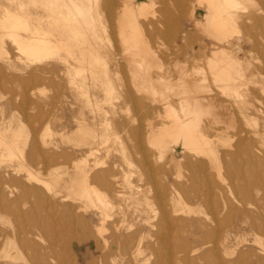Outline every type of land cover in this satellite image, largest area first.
Returning a JSON list of instances; mask_svg holds the SVG:
<instances>
[{
    "label": "bare ground",
    "instance_id": "6f19581e",
    "mask_svg": "<svg viewBox=\"0 0 264 264\" xmlns=\"http://www.w3.org/2000/svg\"><path fill=\"white\" fill-rule=\"evenodd\" d=\"M30 1L31 4H36L39 10L38 29L26 40H21L18 35L13 36L12 30L18 29L14 25L22 21L24 17L23 15L15 16L12 12L6 10L0 21V50L3 53L2 50L5 46L3 37L9 36L12 38L10 43H14L18 52L23 49L25 56L39 55L40 58L37 61H41V58H46V54H50L54 65L49 68L41 65L37 71V80L42 84L48 78L47 75L52 79L57 78L58 75L60 76L57 68L58 65H62L64 73L61 75L65 78V85L61 87L62 83L58 82L59 87H56V94L52 99V103L60 109H63L62 103L66 102L68 96L86 97L85 102L82 101L84 107H86V119L82 113L76 118L72 117V122L77 128L73 135L79 137L86 133V172L82 174L83 179L79 182H77L75 175L71 177L68 181L69 186L66 187V195L59 196V192L56 190V182L50 184L47 180L42 179L41 171L38 175L31 172L29 163L31 155L22 154L17 144L18 141L15 140L17 136L12 132L9 143H5L0 137V159L8 158V162L18 161V166L14 171L16 174L23 172L24 182L19 179L5 180L1 177L0 197L2 196V187L8 183L19 188L24 194L30 191L39 202L40 209L52 208L58 203L86 199L91 203L90 207L98 211L96 216L100 218V223L95 231L98 236H102L105 231L103 228L106 217L103 212L105 207L102 211V208H99L95 201L100 205L102 203L106 204L109 203L110 197L108 195L106 197L104 194L103 199H101L102 196L97 194L96 189L93 187L94 184L103 187L106 194H112L113 197L114 194H118L121 200L125 201L124 194L120 195L115 190L121 187V183L116 180V175H125V173L128 174L133 170L143 175H149L158 170L163 173L162 177H164L165 183H167V177L170 179L167 187L170 191L163 195L162 199L166 201V205L172 203L181 205L183 204V197L179 189L182 187L192 188L195 185L207 186L210 183L208 177L210 173L214 174L218 182L225 186L228 181L233 179L243 178V182H245L244 173H249L252 168L264 164V158L260 164L252 161V157L255 155L264 156V120L261 126L256 129L257 122L253 121L255 117L251 119L250 115H246V112L244 113L242 110L243 113H239L241 114V120L247 126L252 123V126H248L252 128L248 130L246 126V128H237L233 138H228V136L226 138L222 134L223 131L220 132L218 129L219 125H222L224 117V114L221 113L222 109L220 110L221 105L218 101L220 106L218 107L215 100L209 97L212 94L211 85L218 95L229 97L230 101L233 100V98H230L233 95L240 99L242 95L240 93L239 96V93H237L238 85L233 84L237 83L239 79L240 81L246 79L244 88L247 86L245 91L239 90V92H244L242 98L245 99L242 100V104L241 99L238 101L242 108L245 107L243 104H246L245 108H247L253 100L256 102L255 95L257 91L264 92V0H172L174 5H179L181 8L182 6L187 7V12L193 20L192 27L195 33L202 34L208 41H201L194 55L200 57L207 48L211 50L210 59L206 61L207 63L205 62L208 77L204 71L200 70L203 74L200 73L202 75H200L201 80L198 79V83L203 85L199 86L196 83L194 87L195 83L188 82L189 79L193 78L191 77L192 72L189 74V71L186 73H181L182 70L181 72L178 71L183 76L179 74L182 77L178 76L180 78L176 79L177 81L173 84L169 79L171 83L168 82V85L163 83V77L160 76L164 70L163 62L165 61L162 62L159 55L160 45H164L161 44V38H166L168 43H174L175 41L174 34L156 31L157 28L162 27V22L158 19L160 15L157 12L159 11L158 6L164 4V0H142L140 2L137 0ZM244 1H248L252 5L250 7H253L245 15V11L242 13V10L245 9L242 8ZM254 2L260 6L254 4ZM154 6L158 7V11H155L159 15L156 22H152L150 21L152 19L148 20L147 18V15L152 14L151 11ZM255 6L256 8H254ZM19 8L21 10L22 6L19 5ZM238 10L242 12H238ZM197 11L203 14L196 16ZM166 19L164 18V21ZM175 21H171L173 25H170L172 27L176 24ZM24 29L27 30L28 27L26 26ZM163 30L161 28V31ZM185 35V33L181 35V41L183 42H185V39L187 40ZM166 39H163V41ZM192 40L193 43L194 40ZM230 49L235 50L236 55L245 58L246 62L244 63L242 60L244 64L242 67L246 68V77L248 78L245 77V70L243 72V69L239 67L240 61L237 63L232 59ZM181 51L180 49L177 53ZM61 52L66 53L67 57L61 58L59 55ZM6 55L7 57L3 58L7 66L6 69L15 68L11 57L5 53L4 56ZM17 56L18 54L15 55V58H20ZM169 58L168 56L167 61ZM28 59L22 60V62L31 63L32 61ZM17 60L21 61V59ZM123 68L126 71L127 81L121 75ZM184 68L181 69L185 72L187 68ZM175 72L174 75H176ZM198 74L195 72L194 76ZM185 75L188 80L184 77ZM59 80L61 79L59 78ZM207 80L210 85L206 82ZM193 82L196 81L193 80ZM197 84L199 86L198 94L201 92L208 97L205 95L204 98L197 97ZM118 89H121V94L117 92ZM20 97L21 94L14 95L16 99H20ZM169 97L176 98L174 101L176 106L174 104L171 106ZM46 99V96L41 93L39 101L42 107L48 104L49 101H46ZM219 99L221 100V98ZM227 103L228 100L225 104L227 105ZM226 105L223 106L225 108H231L232 106L226 107ZM19 106L17 107L19 108ZM224 111L226 109H223ZM257 112H259V115H263L264 119V112L262 110H257ZM226 113L230 117L227 118V122L225 118L224 129L229 128V131L230 128H235L233 125L235 122L232 123L234 121L233 116L231 118L232 113L231 115L230 111ZM55 119L58 122L65 120L62 115ZM3 151L7 152L8 157L1 153ZM15 152L18 153V156L14 155ZM41 160V165H46L44 156L41 157ZM4 162L5 160L0 163V167L5 164ZM260 168L264 170V165ZM48 175L49 173L45 174L47 177ZM2 176H6V174ZM122 183L124 185L129 184V182H125V179ZM247 184L250 185L249 182ZM151 185L159 188L154 182ZM209 194H203V199L198 195L196 199L197 201L199 199L202 206L206 207L209 205ZM11 195L12 192L9 191L7 196ZM229 195L231 196V193ZM92 197H95L96 200ZM160 197L159 195L158 199ZM220 197L222 199V196ZM65 207L67 210L62 213L61 218H67L70 215L68 205ZM171 208H174V206ZM165 210L162 208L161 211L163 219L167 217ZM175 212L178 211L175 210ZM231 212L226 201H223L221 210L217 214L226 220L227 215ZM0 213L9 215V207L0 204ZM243 215L241 219L243 227L250 232L254 231L255 227L249 224L246 214L243 213ZM80 219H82V216L75 217L76 221ZM51 222L54 223L51 217H41L40 220H35L33 226L37 229V233H30L29 231L24 233L23 236L26 242H28L27 240L39 239V233L45 234L50 239L47 242V249L54 246L55 239L60 234L65 235L64 237L67 236L69 242H73V232L64 233L42 227L43 224L48 225ZM213 224L211 234H207L204 230L199 231L202 239L199 245L204 246L207 241L204 242L203 238L205 239L211 235L214 239L212 248L215 250L217 246L222 245L217 244L222 226L216 217L213 218ZM224 232V237L227 238L230 232L228 230ZM0 238L4 239L2 246L5 247L7 238L1 231ZM31 250L35 251L34 249ZM253 256L254 263L262 264V259ZM23 263L26 264L27 262L23 261Z\"/></svg>",
    "mask_w": 264,
    "mask_h": 264
},
{
    "label": "rangeland",
    "instance_id": "374dc122",
    "mask_svg": "<svg viewBox=\"0 0 264 264\" xmlns=\"http://www.w3.org/2000/svg\"><path fill=\"white\" fill-rule=\"evenodd\" d=\"M137 1L140 2L142 0ZM169 1L171 2L169 3ZM255 2L254 4H256ZM19 5L22 6L21 10ZM173 5L174 2L172 0H164V4L157 5L160 9L154 6L151 11L152 14L147 15L148 20L152 19L150 20L152 22H156L157 17L160 15L158 19L162 22V27L157 28V32L165 34L168 32V34L175 35L174 43H168L166 38H161V44H164V47L160 45L161 49H159V55L161 61H165L163 62L164 70L160 76L163 77V83H167L168 85L171 82L172 84L173 82L175 83V81L180 78L178 76H183L181 73L189 71V74L192 72L191 77L194 79L191 78L192 80H188L186 75L184 77L187 78L188 82L192 81L191 83H195L194 85L191 84L194 87L196 83L201 80L200 75L203 73L200 70L204 71L207 76L206 61L210 59L211 50L207 48L200 57L194 55L200 42L203 40L206 42L208 41L202 34L195 33L192 27L193 20L189 16V12H187V7L182 6L181 8L179 5ZM244 5L247 7H244ZM256 5H258V3ZM250 6H252L251 3L244 1L242 8L245 9L242 10L243 12L241 10H238V12L241 11L244 13L245 11V15L246 12L248 13L252 10L253 7ZM157 8L161 11L159 12ZM254 8H256V6ZM6 10H9V12H12L15 16L23 15L24 17L22 20L23 22L19 21V23L14 25L17 26L18 29L15 31L12 30L13 36L18 35L21 40H26L38 29L37 19L39 10L36 4H31L30 0H0V21ZM155 11H158L157 13L159 15L156 14ZM198 14L203 13L197 11L196 16ZM171 16L175 18L172 19L173 17ZM164 18L167 19L164 21ZM171 19L176 20V24H174L175 28L172 27L173 24ZM169 20H171L170 23H168ZM26 26L28 27L27 30L24 29ZM161 28L164 30L161 31ZM170 28L172 29L170 30ZM182 33L186 34L185 37H187V40L185 39V42L181 41ZM163 39L166 40L163 41ZM3 40L5 42V46L3 47L4 50H2L3 53H1L0 50V137L5 143H9L13 132L14 135L17 136L15 140L18 141L17 144L22 154L31 155L29 161L31 172L38 175L41 171L42 176L44 175L43 177L41 176V178L47 180L50 184L56 182V190L59 192V196H65L66 187L69 186V179L75 175L77 182H79L83 179L82 174L86 172V133L85 135L75 137L73 133L77 128L72 122V117L76 118L80 113H82L86 119V107H84L82 103V101L85 102L86 97L68 96L66 100L67 103H62L63 109L55 106L52 103V99L56 94V87H59L58 82L62 83L61 87L65 85V78L61 75L64 73L62 65H58L57 68V72L60 76L58 75L57 78L52 79L47 75L48 78H46L44 84H42L37 80V71L41 65H45L48 68L54 65L52 64L53 59L50 54H46V58H41V61H37V59L40 58L39 55L25 56L23 54V49H20L18 52L14 43H10L12 42L11 37H3ZM180 49L182 53L186 51V54H182L181 52V54L177 53ZM229 52L235 62L239 63L240 61L239 67L243 69V72L245 70L246 77L247 70L245 67H242V65H244L242 60L245 63V58L241 55H236L233 49H230ZM5 53L11 57L13 61L12 64L15 68L6 69L5 60H3V58L7 57V55L4 56ZM17 54V57L20 58H15ZM59 55L61 58L67 57V54L64 52L59 53ZM168 56L170 58L167 61ZM17 59H21V61L19 62ZM25 59L31 60L32 62L23 63L22 60L25 61ZM189 59L194 61L197 60V63ZM175 64L177 70L176 68L174 69ZM182 67L187 68H184L186 69L185 72L181 69ZM174 72L176 75H174ZM193 72L194 74L195 72L199 73V77L198 75L194 76ZM121 75H123V78L127 81L124 68L121 71ZM59 78L61 80H59ZM165 80H167V82H165ZM193 80L196 82H193ZM243 80L244 81H240L239 79L237 83L235 82L233 84L238 85L237 93H239V96L241 93L244 97L243 91H245L247 86L244 88L246 79ZM206 82L210 85L208 80ZM198 84L197 91L195 90L198 96L194 94L199 98H204V95L208 97L201 92H199L201 95L198 94L199 86L203 85L199 84L198 86ZM210 88L212 89V94L209 97L215 100V104L218 107L221 105L220 110L222 109L221 113L224 114V117L222 116L223 126L220 124L221 126L219 125L218 127L220 132L223 131V136L225 135L226 138L227 136L228 138H233L237 128L241 129L250 125L252 126V123L247 126L244 121L241 120L243 111L244 113L246 112V115L249 114L251 119L255 117L253 121L257 122L256 129L261 126L264 119L263 115H259L257 110H262L264 112V92L257 91L255 97L256 102H258L256 103L255 100H253L247 108H245L246 104H243L245 107L243 106L244 108H242V105L239 104L240 102L238 103L241 99L240 101L242 104V100L245 99L242 98V96L238 99L239 97L230 94L232 96L230 98H233V100L230 101L229 97L218 95L217 91L211 85ZM130 89L132 88L130 87ZM239 90L243 91L239 92ZM120 91L121 89L117 90V92L121 94ZM41 93L46 96V101H49L47 102L48 104L43 107L39 101ZM15 94H21L20 99L14 98ZM219 98H221L222 101ZM169 99L171 106H173L172 104L175 103L174 101L176 98L169 97ZM227 100L228 103H230L229 105L228 103L227 105L225 104ZM218 101L220 103L219 105ZM223 105H226V107L232 106L231 108L227 107V110ZM17 106H19V108ZM174 106H176V104H174ZM223 109H226V111L223 112ZM229 111L230 115L232 113L231 118L233 116L232 119L234 120L232 123L235 122L233 123L235 126V128H232L235 129L233 131L231 128L229 131V128L224 129L225 118L227 122V118L230 117L226 112ZM60 115H62L65 120L58 122L55 118H58ZM250 128L252 127L246 129L248 130ZM1 153L8 157L7 152L3 151ZM14 155L18 156V153L15 152ZM42 156L46 159V165L43 166L40 163L42 161ZM263 158L264 156L255 155L252 157V161L260 164ZM3 160H5V164H2L0 167V178L3 177L5 180L19 179L24 182L23 172L16 174L14 171L18 166V161L12 160V162H8L9 159L5 158L0 159V163L3 162ZM262 165L264 164L252 168L249 173H244L246 183L243 182V178H239L230 180L227 185L223 186L215 178V175L210 173L208 176L210 183L207 186L195 185L192 188L182 187L179 189L180 191L178 190L183 197V204L181 205L175 203L166 205V201L162 199L163 195L170 191L167 189L170 179L167 177V183H165L163 180L164 177H162L163 173L158 170H155L149 175L140 174L136 170L130 171V175L129 173H125V175H116V180L121 183V187L115 190L120 195L124 194L125 201L121 200L118 194H114V197L111 196L112 194H106L103 187L94 184L93 187L96 189L97 194L102 196L101 199H103L104 194L106 197L107 195L110 197L109 203L106 204L102 203L100 205L95 201L98 207L102 208V211L105 207L103 211L106 215L105 222L103 223L105 231L102 233V236H98L95 231V228L98 227L100 223V218L96 216V214L98 215V211L90 207L91 203H89L88 200L84 199L83 201L78 200L74 202L58 203V205L52 208L40 209L39 202L30 191L24 194L13 184L6 183L1 190L2 196L0 197V204L9 207L10 214L0 213V231L3 232L7 238L5 247L2 246L4 239L0 238V264H24L23 261H26V264H256L254 263L253 255L262 259V264H264V170L260 168ZM48 173V177L45 176V174ZM3 174H6V176H2ZM183 175L185 176V174ZM123 179H125V182H129V184L124 185L122 183ZM138 179L141 180L139 181ZM153 182L156 183L159 188L153 187L151 185ZM247 182H249L250 185L247 184ZM9 191L12 192L11 196H7ZM207 193H210L208 196L209 205H207L208 207H204L199 199L197 201L196 197L199 195V197L203 199L202 195ZM229 193H231L233 198ZM159 195L161 197L158 199ZM219 195L222 196V199ZM130 197L134 198L135 201ZM92 199L96 200L95 197H92ZM232 199H235L236 202ZM223 201H226L228 208L232 211L227 215L226 220L217 214L221 210ZM92 202L94 203V201ZM107 204H109V206H107ZM67 205L70 215L67 218H61L62 213L67 210L65 207ZM173 206L174 208L170 209V207ZM162 208L166 209L165 211L167 212V217L166 219L164 218L165 220L161 215ZM175 210L178 212H175ZM243 213L248 217L249 224L255 227L254 231L250 232L243 227L241 223V219L244 216ZM79 216H82V219L76 221L75 217ZM41 217H51L54 221V223L51 222L50 224L48 223V225H46V223L43 224L42 227H46L45 229H54L64 233L73 232V242H69L67 236L64 237L65 235L60 234L59 237H56L54 246L51 249H47V242L50 239H48L45 234L40 233L39 239L27 240L28 242H26L23 234L28 231L30 233H37V229L33 226V222H35V220H40ZM108 217L110 218L108 219ZM214 217L219 220L222 226L217 243L222 245L217 246L215 250L212 248L214 239L211 235L207 236L205 239L203 238L204 242L207 241L204 246L199 245L202 240L199 231L204 230L207 234H211L214 227ZM226 230L230 232L227 238L224 237V231Z\"/></svg>",
    "mask_w": 264,
    "mask_h": 264
}]
</instances>
